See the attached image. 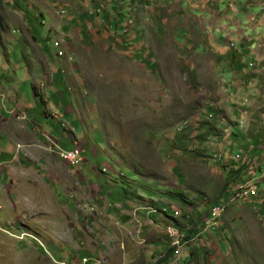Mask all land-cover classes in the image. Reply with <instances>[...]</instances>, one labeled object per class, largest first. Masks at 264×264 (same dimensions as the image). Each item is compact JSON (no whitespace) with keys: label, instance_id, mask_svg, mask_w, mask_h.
Wrapping results in <instances>:
<instances>
[{"label":"rangeland","instance_id":"1","mask_svg":"<svg viewBox=\"0 0 264 264\" xmlns=\"http://www.w3.org/2000/svg\"><path fill=\"white\" fill-rule=\"evenodd\" d=\"M168 226L170 264H264V0H0V264H154Z\"/></svg>","mask_w":264,"mask_h":264},{"label":"built area","instance_id":"2","mask_svg":"<svg viewBox=\"0 0 264 264\" xmlns=\"http://www.w3.org/2000/svg\"><path fill=\"white\" fill-rule=\"evenodd\" d=\"M127 28H122V32H126ZM54 46H60V40L59 41H54ZM63 50L61 48L57 49L56 51V55H62ZM250 64V63H249ZM243 113V111H241ZM239 124L241 125L242 122L241 120H239ZM58 155L59 157L67 162V164L69 165H77L79 163H81V158H82V153H81V149L78 148L77 146H73L71 148H67V149H59L58 151ZM235 158H239V154H234ZM243 157V156H242ZM258 193L257 190L254 189V187L252 186H245V185H240L239 189H235L232 190L230 192V194L228 195V200L231 201H243L245 200V198H250L255 196ZM226 201H222V200H218L215 203L212 204V206H210L209 212L207 214V217L204 219V221L202 222V224L205 225L206 228L208 227H212L219 222V219L222 215V213L225 210V207L227 205ZM149 211L153 212L156 211L160 214H168V213H172L171 215H174V217L178 216L181 212L180 210H178L174 205L171 206L170 210L168 211L166 206H163L159 209H156L155 207H149ZM166 229H170L171 231V236L173 238L172 240V246H174L173 251L171 252V254L168 256V258L170 259V261L172 262H176L177 259L179 258L180 255V248L187 244L188 240L182 239V234H180L178 231L176 230H172L171 227H167ZM198 236L197 234L194 236L196 237ZM194 239V238H193Z\"/></svg>","mask_w":264,"mask_h":264},{"label":"crops","instance_id":"3","mask_svg":"<svg viewBox=\"0 0 264 264\" xmlns=\"http://www.w3.org/2000/svg\"><path fill=\"white\" fill-rule=\"evenodd\" d=\"M55 25V28L57 29L58 28V30H59V26H56V24H54ZM52 26V25H51ZM27 29H28V27H27ZM28 31L31 33L30 35L31 36H33L35 39H36V36L35 35H33V33L28 29ZM60 41H62V40H60ZM62 43V42H61ZM53 69H52V71H54V73H56L57 71V69H56V66H55V64H54V66L52 67ZM64 70L62 69V67L61 68H59L58 69V72L60 73V72H63ZM33 75L34 76H36V78L34 79V84H36L37 83V79L39 78V79H41V77L42 76H44L45 74H44V72H39V73H33ZM60 81V80H59ZM55 82V80L53 79V77H52V83H54ZM61 83V82H60ZM63 84V83H62ZM64 85V84H63ZM41 97H43V96H41ZM41 99H43V98H41ZM53 100V102H55V103H57V105H58V103L59 102H57V101H55V99H52ZM70 100V99H69ZM43 101H46V99H43ZM25 103V102H24ZM20 105H22L21 103H20ZM68 106H70V108L68 109L67 107ZM73 107H72V105L71 104H69V103H64V107H63V110H62V112L61 113H57L56 112V114H55V112H51L49 115H53L55 118H57V116H59V117H62L63 115H67L68 113H72L73 114V118H71V119H73V122H75V123H77L78 122V117L76 118V113H75V111L73 112V109H72ZM44 115V117H47L48 115H45V114H43ZM74 146V145H73ZM68 148H70V147H68ZM222 199H224V200H227L228 199V194H224L223 195V198ZM216 201H218V200H216ZM215 201V202H216ZM149 213H152V212H150V211H148V212H146V214H149ZM224 213V212H223ZM222 213V214H223ZM165 216V215H164ZM168 238V237H167ZM198 238V237H197ZM172 237L171 238H169V243H171L172 244ZM192 241V244L195 242V240L193 241V240H191ZM156 245V244H155ZM169 248H168V251L170 252L171 251V249H172V246H168ZM171 248V249H170ZM211 249V250H210ZM213 248H209V257H210V260L212 259V256L214 255V251L212 250ZM158 250H161V248H157V249H148L147 250V254L145 255V259H144V261H145V263H147V261H151L150 260V258H151V256L152 255H154V252H156V251H158ZM216 253V252H215ZM170 262H172V261H170V259H168V256H167V258L165 259H163V258H161L160 260H158V262H155L154 264H170ZM176 264H181V261H179L178 263H176Z\"/></svg>","mask_w":264,"mask_h":264},{"label":"clouds","instance_id":"4","mask_svg":"<svg viewBox=\"0 0 264 264\" xmlns=\"http://www.w3.org/2000/svg\"><path fill=\"white\" fill-rule=\"evenodd\" d=\"M56 142V141H55ZM71 148V147H70ZM65 149V148H64ZM57 152H58V150H57ZM198 236H196V237H194V236H192V237H190V239L188 240L190 243H192V241L191 240H193L194 241V239H196L197 237H199V233L197 234ZM194 238V239H193ZM182 239H185V240H187L186 238H182ZM172 240H173V238H172ZM188 243V242H187ZM185 246H187L186 244L185 245H183L182 247H181V250L180 251H182L183 250V248H185ZM173 248H174V246H172V250L170 251V254H171V252L173 251ZM169 254V255H170ZM180 256V255H179Z\"/></svg>","mask_w":264,"mask_h":264},{"label":"trees","instance_id":"5","mask_svg":"<svg viewBox=\"0 0 264 264\" xmlns=\"http://www.w3.org/2000/svg\"><path fill=\"white\" fill-rule=\"evenodd\" d=\"M111 23L113 24L112 26H114V28H115V26L117 25V23H116V20L115 19H113V21H111ZM207 131L210 133V132H213L214 131V128H212V126L211 127H208L207 128ZM172 250V249H171ZM164 259V258H163Z\"/></svg>","mask_w":264,"mask_h":264}]
</instances>
